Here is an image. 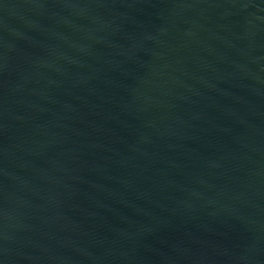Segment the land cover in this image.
<instances>
[{
	"label": "water",
	"instance_id": "water-1",
	"mask_svg": "<svg viewBox=\"0 0 264 264\" xmlns=\"http://www.w3.org/2000/svg\"><path fill=\"white\" fill-rule=\"evenodd\" d=\"M0 264H264V0H0Z\"/></svg>",
	"mask_w": 264,
	"mask_h": 264
}]
</instances>
